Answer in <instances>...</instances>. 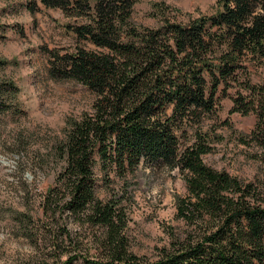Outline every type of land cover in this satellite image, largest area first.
I'll return each mask as SVG.
<instances>
[{"label":"trees","instance_id":"trees-1","mask_svg":"<svg viewBox=\"0 0 264 264\" xmlns=\"http://www.w3.org/2000/svg\"><path fill=\"white\" fill-rule=\"evenodd\" d=\"M38 1L72 19L65 26L78 40L47 50L51 78L94 95L54 147L65 165L41 196L52 260L39 264H264V81L253 77L264 66V0H219L216 12L187 20L162 7L157 26L136 21L138 0ZM19 92L1 80L0 96L22 113ZM223 97L257 117L243 143L263 169L249 182L204 160ZM140 164L178 170L188 193L176 204L182 228L153 257L134 252L128 233V180Z\"/></svg>","mask_w":264,"mask_h":264},{"label":"rangeland","instance_id":"rangeland-1","mask_svg":"<svg viewBox=\"0 0 264 264\" xmlns=\"http://www.w3.org/2000/svg\"><path fill=\"white\" fill-rule=\"evenodd\" d=\"M35 1L0 0V61L7 60L0 67V82L12 80L19 86L16 99L23 108L22 113L15 111L11 107L15 98L0 96L4 104L0 107V264H39L43 257L51 259L38 211L41 196L55 184L65 165L54 147L64 138L69 120L79 118L94 100L80 82L51 78L47 50L72 48L78 40L65 26L72 19L38 0L32 13L28 5ZM162 7L168 18L187 20L216 12L220 1L138 0L136 21L157 26ZM253 77L263 83L264 66ZM236 89L230 90L234 96ZM220 105L218 116L208 120L217 126L219 137L214 150L204 157L205 163L252 181L263 167L253 157L255 149L244 144L243 138L255 127L256 114L233 111L232 97H223ZM128 181L132 250L153 257L158 248L168 245L170 232L184 224L177 218L176 204L188 194L186 180L178 170L140 164ZM116 186V193L123 195V185Z\"/></svg>","mask_w":264,"mask_h":264}]
</instances>
